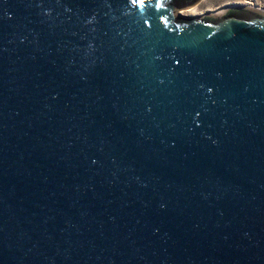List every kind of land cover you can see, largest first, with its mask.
<instances>
[{"label": "water", "instance_id": "obj_1", "mask_svg": "<svg viewBox=\"0 0 264 264\" xmlns=\"http://www.w3.org/2000/svg\"><path fill=\"white\" fill-rule=\"evenodd\" d=\"M0 0V264H264V12Z\"/></svg>", "mask_w": 264, "mask_h": 264}, {"label": "rangeland", "instance_id": "obj_2", "mask_svg": "<svg viewBox=\"0 0 264 264\" xmlns=\"http://www.w3.org/2000/svg\"><path fill=\"white\" fill-rule=\"evenodd\" d=\"M236 4L264 12V0H202L198 4L199 11L197 12H199L198 15L215 14V13L220 14L230 6Z\"/></svg>", "mask_w": 264, "mask_h": 264}, {"label": "bare ground", "instance_id": "obj_3", "mask_svg": "<svg viewBox=\"0 0 264 264\" xmlns=\"http://www.w3.org/2000/svg\"><path fill=\"white\" fill-rule=\"evenodd\" d=\"M198 7L199 6L196 5L195 7H193L190 10H184L183 14H185V15H191V16H196L199 13V12H197V11H199V8ZM215 14H217V13H215Z\"/></svg>", "mask_w": 264, "mask_h": 264}]
</instances>
